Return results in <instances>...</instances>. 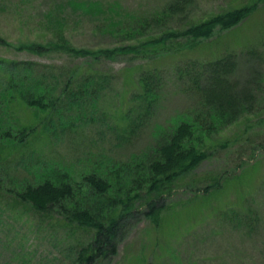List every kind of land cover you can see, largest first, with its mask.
Segmentation results:
<instances>
[{
    "label": "trees",
    "instance_id": "16d2710c",
    "mask_svg": "<svg viewBox=\"0 0 264 264\" xmlns=\"http://www.w3.org/2000/svg\"><path fill=\"white\" fill-rule=\"evenodd\" d=\"M9 2L13 7L6 6ZM197 4L198 0H171L156 12L135 16L122 14L116 1L65 0L45 10L44 25L55 27L51 36L46 34L37 40L18 41L15 46L18 51L37 56L58 54L77 63L43 66L35 62H3V82L0 85V229L9 237V248L17 243L19 248L16 251L25 249L23 243L28 239L23 233L27 223L21 222L25 220L31 221L26 231L28 234L49 233L48 241L60 246L61 254L65 252L64 256H69L66 261L53 262V259L51 264H109L118 254L129 219L158 218L166 209L167 196L171 195L175 181L210 157L208 148L199 139L196 147L186 144L196 135L195 128L198 126L209 134L219 133L235 123L245 109H251L243 105L250 94L241 98L231 96L223 102L213 91L216 83L237 68L232 54L199 65L198 69H192L195 72L187 69L192 83L189 91L192 90L195 99H199L196 111L188 115L190 120L161 128L162 134L155 139V144L130 160L106 161L104 168L101 161L98 162L99 166L95 165L97 168L85 176L86 184L92 190L82 197L89 205L84 201L74 204L77 192L71 171L63 161L56 162L35 148L40 136L50 138L51 148L55 141L64 139L73 131L78 132L94 119L95 113L87 111L88 108H97L95 104L107 94L108 86L117 81L112 73L99 69L107 60L131 54L153 58L160 54L157 47H166L165 44L184 38L192 41L189 45L193 47L197 40L210 38L217 30L233 28L255 11L254 5L235 7L193 20L178 31L170 26L177 16L190 15ZM18 5L14 6V0H0V16L12 11L17 14ZM91 9L99 15L94 30L103 31L114 39L109 47L79 46L70 37L71 23L80 26L86 11ZM155 28L159 30L149 33ZM0 46H12V43L0 35ZM160 81L161 75L157 71L143 70L140 73L138 84L143 87V92L137 101L142 105L137 104L127 111L129 118L118 143H131L137 139L135 135H139L144 121L147 117L150 119L158 102ZM18 105L32 111L35 121L24 123L21 114L15 115ZM133 114H137V118L131 117ZM221 178L205 188V194L221 190L223 181L230 180L229 177ZM131 185L138 186L135 198L139 205L145 204L141 209L132 210L129 198L127 202L120 197ZM98 198L106 201H96ZM72 204L75 206L73 211L69 210ZM86 206L91 207L89 212ZM238 217L236 215V220ZM240 222V227L249 228L248 234L259 227V217L253 210L240 218ZM59 233L61 239H58ZM78 233L82 235L81 239L75 238ZM237 242H228L227 249ZM242 248L234 247L232 253L242 251L250 255Z\"/></svg>",
    "mask_w": 264,
    "mask_h": 264
},
{
    "label": "rangeland",
    "instance_id": "374dc122",
    "mask_svg": "<svg viewBox=\"0 0 264 264\" xmlns=\"http://www.w3.org/2000/svg\"><path fill=\"white\" fill-rule=\"evenodd\" d=\"M61 1L65 0H14V6L19 4L18 13L12 11L0 16V35L12 43V46H0V85L3 82L4 61L35 62L43 66L77 63L58 54L37 56L15 49L20 40H37L46 34L51 36L55 27L44 25L45 10L56 7ZM97 1H116L122 14L143 16L156 12L171 0ZM8 4L6 6L13 7L10 2ZM253 5L255 11L245 21L228 30H217L210 38L197 40L193 47L189 45L192 41L184 38L167 43L166 47H157L160 54L153 58L131 54L107 60L99 69L112 73L117 81L108 86L107 94L95 104L97 108H88L87 111L95 113L94 119L78 132L73 131L64 139L55 141L51 148L48 136H40V140L35 142L38 151H44L56 162L63 161L71 171L77 192L74 204L83 201L87 204L82 196L86 197L85 193L92 189L86 184L85 176L99 166L98 162L101 161L104 168L106 161L130 160L155 144V139L162 134L161 128L190 120L188 115L196 111L199 99H195L192 90L189 91L192 83L187 69H198L199 65L229 54L234 56L237 68L216 83L213 91L216 98L223 102L231 96L241 98L250 94L243 105L251 109H245L235 123L219 133L209 134L202 132L198 126L195 128L196 135L186 144L196 147L199 139L208 148L210 157L175 181L171 195L167 196L166 209L158 218L129 219L118 254L109 264H264V0H198L190 15L177 16L170 26L178 31L193 20ZM94 12V9L86 11V14L82 12L86 16L80 26L75 27L71 23L70 37L79 46L109 47L114 39L103 31L94 30L99 17ZM156 30L159 29L149 33L153 34ZM143 70L157 71L161 75L158 102L151 111L150 119L147 117L144 121L139 135H135L137 139L121 144L118 138L127 125V111L139 104L137 98L143 92V87L138 84ZM17 108L15 115L21 114L24 123L35 121L33 112L24 105ZM132 116L137 118V114ZM221 177H229L230 180L223 181L221 190L205 194L204 189L214 185L216 179L222 180ZM137 187L131 185L120 196L126 201L129 198L132 210L145 205H139L135 198ZM100 200L105 198L96 199ZM74 204L69 210L75 209ZM86 207L89 212L91 207ZM250 210L258 215L259 227L248 234L249 228L240 227V218ZM236 215L239 216L237 220ZM21 222L27 223L23 233V237L28 239L23 243L25 249L16 251L19 248L17 243L9 248V237L0 229V264H51L53 259V262L69 259V256H64L65 252L60 253V246L56 247L48 241L49 233L28 234L26 231L31 221ZM61 236L59 233L58 239ZM81 237L78 233L75 238ZM233 240H238L237 244L227 249L230 246L228 242ZM234 247L239 250L244 247V252L249 251L250 255L242 251L232 253Z\"/></svg>",
    "mask_w": 264,
    "mask_h": 264
}]
</instances>
